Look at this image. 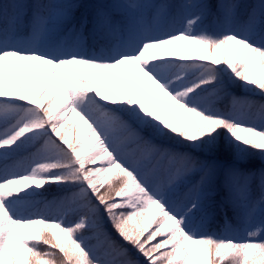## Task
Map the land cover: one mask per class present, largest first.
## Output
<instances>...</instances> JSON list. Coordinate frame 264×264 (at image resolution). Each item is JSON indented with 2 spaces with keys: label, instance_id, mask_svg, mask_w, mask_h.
<instances>
[{
  "label": "snow or ice",
  "instance_id": "6c2138e0",
  "mask_svg": "<svg viewBox=\"0 0 264 264\" xmlns=\"http://www.w3.org/2000/svg\"><path fill=\"white\" fill-rule=\"evenodd\" d=\"M79 7L0 0V264H264V101L224 81L264 97V0ZM118 69L128 86L106 90ZM218 195L242 238L204 232Z\"/></svg>",
  "mask_w": 264,
  "mask_h": 264
},
{
  "label": "trees",
  "instance_id": "16d2710c",
  "mask_svg": "<svg viewBox=\"0 0 264 264\" xmlns=\"http://www.w3.org/2000/svg\"><path fill=\"white\" fill-rule=\"evenodd\" d=\"M71 2L79 4L80 7L76 10V16L77 18H79L81 15L80 14L84 8L86 7V3L87 0H71ZM98 2L100 4H110L112 3V0H98ZM249 2H253V0H250ZM93 6V5H92ZM93 6V10H94ZM207 62V61H204ZM223 66V65H222ZM221 65H219V67H222ZM82 74L85 75L88 79H92L93 75H92V70L90 69H82ZM123 69H118L115 70L114 74H113V78L112 80H110L106 86V90H114L116 89L117 85H116V81L117 80H121V91H123L124 88H126L128 86L129 80L127 75H122L123 73ZM228 74H226L224 76V81H225V85L227 88V91L229 93H231V95L234 96H238V97H244L247 96L250 99L253 100H257V101H264V98L261 96H253L247 92L243 91V87H242V81L239 80H235V82H232V80L228 79ZM30 79V83L33 87V80ZM235 79V78H234ZM231 102V97L227 96L224 97L221 100L216 101V107L219 109H223L225 106L230 105ZM253 112H255V110H253ZM255 115H253L252 119L255 120ZM77 120V118L75 116H72V118L70 119V124L72 123V121ZM80 126L77 125L74 128V130H77ZM217 150L219 152L220 155L222 156H230L231 155V151L226 143V141L224 140L223 136L221 137V139L219 140L218 144H217ZM262 166V162L259 160L258 157H253L251 158V160L246 164L243 165V167H248V168H253V169H257L259 167ZM50 188V191L48 193L45 194V197L43 198H47L49 200H51L55 195H57L56 193V185H49L46 186ZM108 187V184H105V188H102L101 191H104L106 188ZM43 198H38V199H43ZM206 216L204 218V232L208 233V234H223L224 233H230V232H226L225 231V218L227 217L228 219H232L233 217V211L231 209L230 206L226 205L223 203L222 200V195H218L215 198H213L209 205L206 207ZM109 231H112L110 226H109ZM113 237L119 239L118 237H116L115 232H112ZM91 243L95 244L96 241H91ZM40 247L43 249L45 248L44 245H40Z\"/></svg>",
  "mask_w": 264,
  "mask_h": 264
},
{
  "label": "rangeland",
  "instance_id": "374dc122",
  "mask_svg": "<svg viewBox=\"0 0 264 264\" xmlns=\"http://www.w3.org/2000/svg\"><path fill=\"white\" fill-rule=\"evenodd\" d=\"M182 43V45L185 47V48H191V49H193L194 51H192L190 54L191 55H193V56H200V55H206V52L199 46V45H186V44H184L183 42H181ZM218 58V57H217ZM222 66V65H221ZM222 67H226V66H222ZM249 72H250V74L251 75H253V76H255L256 74H257V72H256V69H254V68H250L249 69ZM229 75H231L230 74V72H229ZM233 79H234V77H233ZM242 84H243V82H242ZM249 88H253L254 89V86H248ZM243 90L244 91H247V92H250L251 94H253V95H259V89H255L254 91H248V90H246L244 87H243ZM153 93H154V89H153ZM154 100H155V97H154V94L153 95H150V97H149V100H148V103H149V107H151L152 106V104L154 103ZM163 102V101H162ZM161 102V103H162ZM164 106H165V104H164ZM163 113H164V108L162 109V113H161V115L163 116ZM172 117H171V122H175V123H177V125L179 126L180 124H181V116H182V112L180 111V110H177V109H175V108H173V110H172ZM189 119H191V117L189 118ZM260 124H261V122H260V120L257 122V126L259 127L260 126ZM80 136V135H79ZM79 136H78V138H79ZM228 145V144H227ZM229 147V146H228ZM230 149V148H229ZM230 151H231V149H230ZM260 160V159H259ZM25 231H33L32 229H28V230H25ZM234 236H236V238H241L242 236H243V233H241V234H238V233H234L233 234ZM159 239V238H158Z\"/></svg>",
  "mask_w": 264,
  "mask_h": 264
}]
</instances>
